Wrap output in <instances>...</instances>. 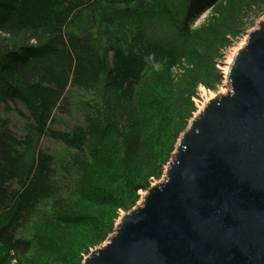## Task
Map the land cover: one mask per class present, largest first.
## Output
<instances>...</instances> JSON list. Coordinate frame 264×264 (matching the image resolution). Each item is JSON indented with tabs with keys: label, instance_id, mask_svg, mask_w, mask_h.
Instances as JSON below:
<instances>
[{
	"label": "trees",
	"instance_id": "16d2710c",
	"mask_svg": "<svg viewBox=\"0 0 264 264\" xmlns=\"http://www.w3.org/2000/svg\"><path fill=\"white\" fill-rule=\"evenodd\" d=\"M263 14L264 0H0V264H82L163 176L197 87L221 83L222 51ZM74 88L104 108L117 142L93 124L57 127ZM44 137L71 150L78 179L63 166V182ZM45 209L62 216L44 219L49 249L32 222Z\"/></svg>",
	"mask_w": 264,
	"mask_h": 264
},
{
	"label": "water",
	"instance_id": "95a60500",
	"mask_svg": "<svg viewBox=\"0 0 264 264\" xmlns=\"http://www.w3.org/2000/svg\"><path fill=\"white\" fill-rule=\"evenodd\" d=\"M202 98L164 178L82 264H264V15Z\"/></svg>",
	"mask_w": 264,
	"mask_h": 264
},
{
	"label": "rangeland",
	"instance_id": "374dc122",
	"mask_svg": "<svg viewBox=\"0 0 264 264\" xmlns=\"http://www.w3.org/2000/svg\"><path fill=\"white\" fill-rule=\"evenodd\" d=\"M206 14L207 12L202 14L196 23L203 21ZM263 15L257 18V20H260L263 17ZM256 24L257 23H254L253 25H251V27H248L246 32L243 35H241L238 39H236L231 47L224 49L222 51V57L216 62V66L219 70H221L224 76V79L221 81V83H217L215 88L209 89L205 87L206 89L205 93L199 92V89H198L199 94L198 96L196 95L195 97H198L197 101L199 102V106L197 107V105H195V111L193 112V114L200 112L201 110L200 107L202 106V98H212V97L214 98L217 95L225 94L230 89L228 81L225 80V67H229L230 63L232 62L235 50L237 48H241L245 44L248 30H251L252 28H254ZM144 90H145L144 92L141 91L140 93L141 104L143 106L151 105L156 98V92L153 88L150 89V86ZM67 93H70L67 96L69 100L68 112L62 109L57 110L55 112V115L59 119L62 120V123H60L57 126L58 128L68 131L70 130L72 125L76 123L93 124L94 126H96V129L99 131V134L102 136V139L104 140L111 139L112 141H115V142L118 141V134H117L118 132L115 129H112L111 126L109 125L107 121L108 120L107 115H106L107 113L104 110V108H102L100 105L96 103H91L89 101L90 96L77 88L68 90ZM17 106L18 108L22 109L23 112H26V109L22 103H18ZM10 118H11L12 123L16 125L15 127L16 129L19 128L20 130L22 125H24V121L18 118L16 115L11 114ZM40 146L54 156L55 161L57 162V164H55V167L58 171L57 174L61 176V178L63 179V182L67 180L65 177V174H63L64 173L63 166L65 168L68 166L72 179H76L77 172H75L74 169L71 167V165H69L70 161L72 160V157H71L72 155L68 154V152L71 151L69 148L66 149L60 142L55 141L49 137H44L41 140ZM112 163L113 165H115V162H112ZM78 178H79V175L77 179ZM163 178H164V174L162 176V179ZM159 181H161V178L159 180H153L151 182V185H154L158 183ZM73 188L76 189V187H73ZM146 191L147 189L146 190L141 189L138 191L139 198L136 201L135 205L131 207V209L141 204V201H142L141 194L146 193ZM65 193L69 194V189L65 191ZM45 211H47L48 213H45L41 216L34 215L33 217L35 218L33 219L32 222H33V228L37 231V234H36L37 238L35 239L36 243L40 245L41 247L49 249V248H52V242H51L52 240L50 241L51 238L46 235L44 219H46L47 216H50L53 218L55 217L60 218L62 216L55 210L45 209ZM128 211L129 210L127 211L119 210V217L117 218V221L119 220L122 214ZM31 230L32 229L30 228V231ZM113 233H114V230L108 235V237L112 235ZM104 240H102L97 245L92 246L89 250V253L91 250L95 249L96 247L101 246Z\"/></svg>",
	"mask_w": 264,
	"mask_h": 264
},
{
	"label": "built area",
	"instance_id": "2783aa9c",
	"mask_svg": "<svg viewBox=\"0 0 264 264\" xmlns=\"http://www.w3.org/2000/svg\"><path fill=\"white\" fill-rule=\"evenodd\" d=\"M198 89H199V92H203V93L206 92L205 87H203L202 85H199V86L197 87V90H196V94H195V96H196V95L198 96V94H199ZM195 96L193 97V102H194V105H197V107H198V106H199V102L197 101L198 97H195ZM200 108H201V107H200Z\"/></svg>",
	"mask_w": 264,
	"mask_h": 264
}]
</instances>
